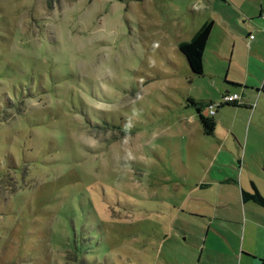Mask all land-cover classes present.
I'll list each match as a JSON object with an SVG mask.
<instances>
[{
	"label": "rangeland",
	"instance_id": "1",
	"mask_svg": "<svg viewBox=\"0 0 264 264\" xmlns=\"http://www.w3.org/2000/svg\"><path fill=\"white\" fill-rule=\"evenodd\" d=\"M217 1L0 0V264L186 262L210 82L178 44Z\"/></svg>",
	"mask_w": 264,
	"mask_h": 264
},
{
	"label": "crops",
	"instance_id": "2",
	"mask_svg": "<svg viewBox=\"0 0 264 264\" xmlns=\"http://www.w3.org/2000/svg\"><path fill=\"white\" fill-rule=\"evenodd\" d=\"M217 2L215 14L202 20L189 38L203 24L212 23L202 57L203 74L188 73L190 81L210 84L200 86L197 96H185L192 108L189 122L199 125L195 137L212 141L200 174L188 171L193 184L187 198L201 202L203 209H180L198 220L193 224L194 236L181 237L184 264H264V209L242 199V193H252L253 188L264 199V0ZM217 26L223 33L220 45H211V53H206ZM227 94L239 96L235 105L222 104ZM208 104L215 106L210 117L214 127L205 135L196 109L208 118Z\"/></svg>",
	"mask_w": 264,
	"mask_h": 264
},
{
	"label": "trees",
	"instance_id": "3",
	"mask_svg": "<svg viewBox=\"0 0 264 264\" xmlns=\"http://www.w3.org/2000/svg\"><path fill=\"white\" fill-rule=\"evenodd\" d=\"M211 29L212 23H205L192 36L189 42L180 43L178 45V50L184 57L189 71L194 77H201L203 74L202 57ZM196 110L204 134L210 135L214 127L213 120L211 118L203 117L201 115V108H197ZM242 199L247 202H252L258 207L264 209V199L254 188L252 189V193H242Z\"/></svg>",
	"mask_w": 264,
	"mask_h": 264
},
{
	"label": "built area",
	"instance_id": "4",
	"mask_svg": "<svg viewBox=\"0 0 264 264\" xmlns=\"http://www.w3.org/2000/svg\"><path fill=\"white\" fill-rule=\"evenodd\" d=\"M253 36H250L249 37V40H253ZM239 100V96L237 94H232V95H224L222 97V104L224 105H235L236 102ZM219 106V105H217ZM214 107L212 104H208L205 109H206V112H207V117L210 118L214 115Z\"/></svg>",
	"mask_w": 264,
	"mask_h": 264
}]
</instances>
